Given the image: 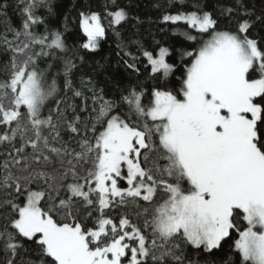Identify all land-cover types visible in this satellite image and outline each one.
Masks as SVG:
<instances>
[{
    "label": "snow or ice",
    "instance_id": "6c2138e0",
    "mask_svg": "<svg viewBox=\"0 0 264 264\" xmlns=\"http://www.w3.org/2000/svg\"><path fill=\"white\" fill-rule=\"evenodd\" d=\"M46 3L21 0L20 28L0 35L11 53L0 66V144L12 149L0 163V188L13 196L0 203L7 264H15L22 239L37 245L39 264H164L168 257L183 264L174 241L211 252L232 232L238 234L240 264H264V47L249 35L252 20L232 19L235 10L225 7L221 17L235 27L221 28L220 17L199 4L165 12L162 21L183 22L187 30L180 34L196 46L180 51L179 65L168 62L167 47H140L151 89L133 86L119 101L93 90L92 112L82 121L74 110L68 118L63 101L54 100L56 79L49 81L46 70L37 69L39 57L65 50L58 30H32L44 22L36 10ZM106 15L113 28L128 19L123 8ZM79 23L87 36L82 47L95 50L106 34L101 15L81 12ZM33 46L41 51L32 52ZM125 55L133 61H125L127 69L139 73V57ZM64 65L63 86L70 89L74 65ZM176 71L173 84L169 78ZM120 105L128 112L117 111ZM61 128L81 136L77 148L63 140ZM41 162L59 168L32 167ZM129 200L147 202L142 226L123 214L118 222L106 215ZM81 208L87 213L83 222Z\"/></svg>",
    "mask_w": 264,
    "mask_h": 264
},
{
    "label": "trees",
    "instance_id": "16d2710c",
    "mask_svg": "<svg viewBox=\"0 0 264 264\" xmlns=\"http://www.w3.org/2000/svg\"><path fill=\"white\" fill-rule=\"evenodd\" d=\"M199 4L204 10L213 12L216 17H220L219 27H235L229 18L221 17V9L225 7L233 8L234 14L232 19H251L253 26L249 31V35L253 38L261 40V46L264 47V0H47L46 6L36 10L37 16L43 18V23L33 26L34 32L43 33L45 28L50 30H58L62 34L65 44L64 51H56L51 56H41L37 59V69L46 70L48 79H56L59 92L54 100L63 101L61 105L62 111L66 110V115L72 119L73 110L76 115L85 121L92 112V93L93 90L99 92L103 90L106 99L119 101L122 94L135 86L137 90L143 88L150 90L154 81L148 75L150 66L145 68L147 64L146 58L140 55L139 48L146 50H158L159 47H167L170 55L167 57L169 63L179 65L181 63V50L191 51L196 45L192 41L184 38L180 32L187 30V25L183 22H163L162 16L165 12L175 13L176 11L193 10V5ZM0 35L7 32L9 28L19 29L23 16L21 13V0H0ZM49 8L51 12H49ZM123 8L128 13V19L115 28L109 26V17L106 12ZM95 11L101 15L102 24L106 29L105 36L99 40V46L95 50L84 49L82 45L87 42V36L80 27V13ZM247 11L249 15L241 14ZM261 19L257 20L256 18ZM179 29V31H175ZM192 34H196L193 30ZM11 39V33H8ZM23 40L24 38L21 37ZM32 52H40L39 46H33ZM132 53L139 57L136 61L140 72H132L127 69L125 61L132 63L131 58L125 53ZM11 53L6 51L5 47L0 44V66L6 63ZM189 58L185 57L187 61ZM70 60L74 67L72 68L67 79L71 81V88H64V62ZM51 66V67H50ZM180 75V71H176L169 79L176 84V77ZM2 78V77H0ZM90 81V83H89ZM79 90L83 93L81 97H76L73 92ZM85 97H87L85 110ZM147 100L145 99V103ZM55 108V103L50 105ZM47 111V110H46ZM121 114L127 113L126 105H120L117 109ZM135 121V116H131ZM83 123H81V136L83 135ZM0 131H3L0 128ZM47 134V132H45ZM81 136H75L69 133L65 128H61V137L67 141L72 148H77V142ZM20 145L17 140L16 146ZM11 145L0 144V163L7 157L6 154L11 151ZM31 148L26 149V154H31ZM14 155V153H13ZM33 168L44 169L51 172L53 168H59V164L44 165L33 163ZM87 167V166H84ZM84 167L80 168L79 175H85ZM2 172V169H0ZM17 170V175H21ZM27 175V173H23ZM68 182H71V178ZM36 185L34 184L33 187ZM122 187L127 185L122 181ZM63 196L64 193H61ZM162 194L158 193L157 199ZM8 190L0 188V203L5 200L12 199ZM139 204V207H137ZM148 207L147 202L142 200L127 201V206L114 207L106 209L105 213L108 217H112L118 222L119 217L123 214L131 221V223L142 226L146 217L143 215V209ZM91 210V209H90ZM87 213L81 208L79 216L83 222ZM93 215L96 213L93 211ZM3 219L0 218V224ZM91 227V222H89ZM242 227V225H241ZM238 238V234L232 232L231 238H226L221 242V247L211 252H206L203 247L197 249L192 245L185 244L181 240L174 241L180 244V251L177 255L183 258V264H240V256L238 251L234 249V241ZM23 247L18 250L15 258V264H39V249L37 245L22 239L20 241ZM159 251L156 255L159 256ZM9 254L0 247V264H7ZM126 264V262H125ZM149 264L152 262L149 260ZM164 264H175L171 257H168Z\"/></svg>",
    "mask_w": 264,
    "mask_h": 264
}]
</instances>
